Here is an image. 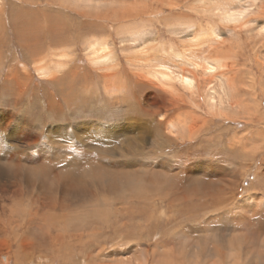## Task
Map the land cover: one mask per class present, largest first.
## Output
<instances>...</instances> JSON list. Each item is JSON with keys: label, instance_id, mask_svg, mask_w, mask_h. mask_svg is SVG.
<instances>
[{"label": "rangeland", "instance_id": "1", "mask_svg": "<svg viewBox=\"0 0 264 264\" xmlns=\"http://www.w3.org/2000/svg\"><path fill=\"white\" fill-rule=\"evenodd\" d=\"M232 1L245 20L217 0H0V164L20 170L0 183V264H264V0ZM162 62L194 89L160 83ZM185 159L209 165L187 179Z\"/></svg>", "mask_w": 264, "mask_h": 264}, {"label": "bare ground", "instance_id": "2", "mask_svg": "<svg viewBox=\"0 0 264 264\" xmlns=\"http://www.w3.org/2000/svg\"><path fill=\"white\" fill-rule=\"evenodd\" d=\"M214 1V0H213ZM216 5H217V8H220V10L222 11H224V13H226V16H227V19L228 20H230V21H233V22H237V21H243V20H245V18H246V16H245V13H246V11L248 10V8L247 7H245L244 5H241V4H239V3H237V6H235L234 5V2L231 0H228L227 2H223V1H221V0H217V2H216ZM215 8V7H214ZM213 9V8H212ZM216 11V10H215ZM223 15H225V14H223ZM222 15V16H223ZM224 18H226V17H224ZM245 22V21H244ZM210 25V24H209ZM211 27V26H210ZM213 29V28H212ZM216 31V30H215ZM213 33V32H212ZM211 35V34H210ZM214 35V34H213ZM212 37V36H211ZM197 42V41H196ZM187 49V48H186ZM61 52V51H60ZM198 52V51H197ZM176 54V55H175ZM174 55H175V58H174V62L175 61H178V59L179 58H183L184 60H187V61H189L190 62V64H194V65H201L202 63H203V65H204V69H205V72H207V73H209V74H214L215 73V71H217V70H215L216 68H217V66H222L221 64H223V63H221L220 61H214V60H212L214 57H211V56H199V60H196V61H191L190 59H188V56L190 57V58H195V57H198V56H195L194 55V53H190V52H187L186 50H182L181 51V49L177 52V53H175ZM169 56V55H168ZM181 56V57H180ZM162 58V57H161ZM40 59V58H39ZM53 59V58H52ZM168 59V58H167ZM61 60V59H60ZM65 60V59H64ZM160 61V60H159ZM158 61V62H159ZM164 61V60H163ZM183 61V60H182ZM182 61H179V62H182ZM60 62H62V61H60ZM37 63H39V62H37ZM45 63V62H44ZM65 63V62H64ZM177 63V62H176ZM49 64V63H48ZM60 65H62L63 63H59ZM155 64V63H154ZM44 65V64H43ZM65 65V64H64ZM49 67V66H48ZM156 69H153V71H154V73H153V75L160 81V83L162 82V84H164V85H168V84H171V83H176L178 80L182 83V84H184V85H186L187 87H188V89L189 90H191V89H194V87H195V85H196V82H197V78H196V76H192V75H189V74H187V73H184V72H177V70H173L172 69V67L171 66H169L168 64H165L164 62H162V63H156ZM37 72H39L40 73V75H43V76H46V75H48V76H53L54 78H56L57 76H56V72L57 71H59V72H61L60 70H49V68H46V65H44V67H40V66H37V70H36ZM63 71V70H62ZM144 73V72H143ZM57 74H58V72H57ZM147 74V73H146ZM105 75V76H104ZM103 75V77L106 79V81H109L110 79H111V77H112V75H110L109 73L108 74H104ZM52 80V79H51ZM154 81V80H153ZM157 82V81H156ZM153 84H155V83H153ZM158 85H159V83H158ZM106 87L107 88H111L112 90H114V91H118V92H122V90L124 89V85H123V83H120V82H110V83H108L107 85H106ZM163 87V86H162ZM172 88V87H171ZM213 89V88H212ZM219 91L221 90L222 91V88H219L218 89ZM218 90L217 89H214L213 91H214V93H216V91L218 92ZM211 98L214 100L215 98L213 97V96H211ZM53 104V103H52ZM13 119V118H12ZM21 119V118H20ZM153 123V122H152ZM25 124H28L25 120H21V121H17V125L19 126V127H21L22 128V126L23 125H25ZM91 124H94V123H91ZM153 126V125H152ZM77 127V126H76ZM15 128V127H14ZM24 128H26V127H24ZM79 130V134L77 133V136H76V138L79 140H77V142H78V145H82L83 144V142H84V140L86 139H89L90 141L91 140H93L94 138H96V135L94 134V131L96 130L95 129V124L94 125H88V126H86V125H83L82 127H77ZM3 129V128H2ZM23 129V128H22ZM154 130H155V128H153ZM190 130L191 129H194V127L193 126H190V128H189ZM17 130H19V129H17ZM24 130V129H23ZM133 131V130H132ZM19 132V131H18ZM57 135L58 136H65L66 135V130L65 129H62V128H58L57 129ZM126 132V131H125ZM91 133V134H90ZM116 133H118V132H116ZM191 133V132H190ZM194 134L196 133V131H194L193 132ZM192 133V134H193ZM84 134H86V137L85 136H83L84 138H81V136L82 135H84ZM127 134V133H126ZM134 134V133H133ZM186 134H187V132H186ZM185 134V135H186ZM14 135V134H13ZM57 135H55V136H57ZM100 135V134H99ZM117 135V134H116ZM115 135V136H116ZM130 135V134H129ZM128 135V136H129ZM189 135V134H188ZM22 136V135H21ZM26 136V135H25ZM67 136V135H66ZM112 136H114V135H112ZM115 136H114V138H115ZM127 136V135H126ZM182 136V135H181ZM197 136V135H196ZM24 137V136H23ZM101 137H102V135H101ZM122 138H123V136H121ZM135 137V136H134ZM134 137H132V138H134ZM32 138V137H31ZM120 138V137H119ZM19 139V138H18ZM128 139V138H127ZM15 140H16V138H15ZM105 140V139H104ZM103 140V141H104ZM107 140V139H106ZM112 140V139H111ZM141 140H143V139H141ZM129 141V140H128ZM166 141H167V139H166ZM1 142V141H0ZM129 142H134V141H129ZM8 143V142H7ZM20 143V142H19ZM141 144V143H140ZM143 144V143H142ZM1 145V144H0ZM6 145V144H5ZM8 145V144H7ZM6 145V146H7ZM21 145V144H20ZM144 145V144H143ZM164 145V144H163ZM169 145V144H168ZM11 146V145H10ZM170 146V145H169ZM37 147V146H36ZM78 147V146H77ZM142 147V146H141ZM4 148H5V146H4ZM126 148H128V147H126ZM7 149V148H6ZM143 149V148H142ZM3 148H2V146H0V154H5V153H3ZM9 152H10V150H9ZM115 152V151H114ZM7 153V152H6ZM1 155V156H2ZM10 154H8V156H9ZM6 157V156H5ZM54 157V156H53ZM9 158V157H8ZM11 158V157H10ZM262 158V157H261ZM25 159V158H24ZM184 159V158H183ZM78 160V159H77ZM156 160V159H155ZM27 161V160H26ZM29 162V161H28ZM31 162V161H30ZM32 162H33V160H32ZM193 161H190L189 159H185V161H184V163H183V165H182V168H181V171H180V173H182L183 171H185V173H186V176H188V178L187 179H193V180H195L196 178L197 179H199V176L201 175V172L203 171V170H205L204 169V166L206 165V164H208V162H204V163H198V164H193L192 163ZM19 163V162H18ZM24 163V162H23ZM176 163H178V162H176ZM180 163V162H179ZM215 163V162H214ZM17 164V163H16ZM22 164V163H21ZM132 164H134V163H132ZM38 165V164H37ZM131 165V164H130ZM135 165V164H134ZM177 165H179V164H177ZM193 165H194V167H193ZM209 165V164H208ZM36 166V165H35ZM34 166V167H35ZM39 166V165H38ZM70 166H71V164H70ZM78 166V165H77ZM24 167V166H23ZM199 167V168H198ZM206 167V166H205ZM8 167H4V166H2V164H0V183L1 182H3L4 181V179H8V178H16L17 177V172H20V170L18 169V168H16V169H11V168H8ZM39 168V167H38ZM106 168V167H105ZM201 168V169H200ZM41 169V168H40ZM200 169V170H199ZM18 170V171H17ZM122 170V169H121ZM197 170H199V171H197ZM39 171V170H38ZM40 173H41V171H40ZM177 173H179V172H176V173H173V172H171V171H169V169H168V171L166 172V174H171V175H176L177 177L179 176V177H183L182 175H179V174H177ZM22 175V174H21ZM165 175V174H164ZM93 177H94V175H93ZM93 177H91V178H93ZM97 177L98 176H95L94 178H95V180L97 179ZM195 177V178H194ZM62 178V180H59V182L58 183H62V185H64V186H68V185H73V184H76V183H84V182H82V178H81V176H79L78 174H76L75 172H70V173H68L67 175H63V177H61ZM103 178V177H102ZM102 178H100V179H102ZM201 178H202V176H201ZM136 179H139V178H136ZM178 179V178H177ZM186 179V178H185ZM186 179V180H187ZM87 180V179H86ZM92 181L94 182V180L92 179ZM179 181V180H178ZM180 181H182V180H180ZM191 181V180H190ZM189 182V181H188ZM193 182V181H192ZM144 183V182H143ZM183 182H181V184H182ZM97 184V183H96ZM176 184V183H175ZM193 186V185H192ZM75 187V186H74ZM86 187V186H85ZM88 187V186H87ZM178 187V186H177ZM194 187V186H193ZM202 187H204L203 185H202ZM57 188V187H56ZM71 188V187H70ZM148 188V187H147ZM182 188V187H181ZM188 188V187H187ZM61 189V188H60ZM66 189V188H65ZM81 189H84V187L82 188L81 187ZM88 189V188H87ZM62 190V189H61ZM73 190H74V188H73ZM85 190H86V188H85ZM146 190V189H145ZM68 191V190H67ZM203 191H204V189H203ZM52 192V191H51ZM62 192V191H61ZM64 192V191H63ZM69 192V191H68ZM71 192H72V190H71ZM70 192V193H71ZM142 192V191H141ZM177 192V191H176ZM53 193V192H52ZM51 193V194H52ZM93 193V192H92ZM97 193V192H96ZM201 193H202V191H201ZM45 194V193H44ZM55 194V193H54ZM62 194V193H61ZM73 194V193H72ZM87 194V193H86ZM95 194V193H94ZM144 194V193H143ZM143 194H140V195H143ZM181 194V193H180ZM179 194V195H180ZM76 196V195H75ZM81 196V195H80ZM89 196H91V195H89ZM143 196H145V195H143ZM157 196V195H156ZM191 196V195H190ZM54 197V196H53ZM83 197V196H82ZM93 197V196H92ZM99 197V196H98ZM158 198L160 197V195H158L157 196ZM54 198H57V197H54ZM65 198V197H64ZM84 198V197H83ZM110 198V197H109ZM72 199V198H71ZM74 199V198H73ZM88 199V198H87ZM112 199V198H111ZM143 199V198H142ZM81 200H83V199H81ZM98 200V199H97ZM79 201V200H78ZM91 201V200H90ZM89 201V202H90ZM163 201V200H162ZM21 202V201H20ZM54 202V201H53ZM71 202V201H70ZM85 202V201H84ZM94 202V201H93ZM113 202V201H112ZM164 202V201H163ZM162 202V203H163ZM91 203V202H90ZM96 203V202H95ZM51 204V203H50ZM49 204V205H50ZM58 204V203H57ZM57 204L55 203V204H52V207L56 210V211H58L57 209ZM89 204V203H88ZM60 205V204H59ZM93 205V204H92ZM88 206V205H87ZM90 208V207H89ZM88 208V209H89ZM62 210V209H61ZM60 210V211H61ZM63 211V210H62ZM75 211H77V210H75ZM55 212V211H54ZM69 212H71V211H69ZM78 212V211H77ZM68 213V212H67ZM79 213V212H78ZM59 214V213H58ZM73 215V214H72ZM90 216H91V214H90ZM64 217H67V214H66V212L65 213H63V218ZM53 218L55 219V220H58L59 219V215H57L56 214V212H55V217L53 216ZM62 218V219H63ZM66 219V218H65ZM60 221V220H59ZM58 221V222H59ZM18 242V241H17Z\"/></svg>", "mask_w": 264, "mask_h": 264}]
</instances>
